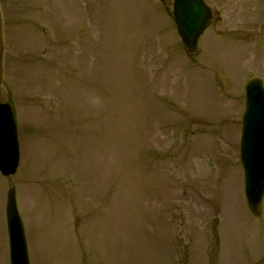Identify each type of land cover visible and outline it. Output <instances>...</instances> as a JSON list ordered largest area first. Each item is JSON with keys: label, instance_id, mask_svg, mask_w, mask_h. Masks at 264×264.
Instances as JSON below:
<instances>
[{"label": "rangeland", "instance_id": "rangeland-1", "mask_svg": "<svg viewBox=\"0 0 264 264\" xmlns=\"http://www.w3.org/2000/svg\"><path fill=\"white\" fill-rule=\"evenodd\" d=\"M205 2L190 56L172 0H0L20 144L0 174V264L12 186L30 264H264V195L249 213L239 162L264 29L237 33L264 23V0Z\"/></svg>", "mask_w": 264, "mask_h": 264}, {"label": "water", "instance_id": "water-1", "mask_svg": "<svg viewBox=\"0 0 264 264\" xmlns=\"http://www.w3.org/2000/svg\"><path fill=\"white\" fill-rule=\"evenodd\" d=\"M173 16L178 35L189 52H194L199 35L209 24L211 12L204 0H174ZM0 28V79L2 72ZM246 106L241 137V160L245 174V194L253 210L264 192V92L259 81L246 88ZM19 147L11 107L0 104V171L13 174L18 165ZM6 219L9 235L10 264H29L22 223L17 212L15 190L7 193Z\"/></svg>", "mask_w": 264, "mask_h": 264}, {"label": "flooded vegetation", "instance_id": "flooded-vegetation-1", "mask_svg": "<svg viewBox=\"0 0 264 264\" xmlns=\"http://www.w3.org/2000/svg\"><path fill=\"white\" fill-rule=\"evenodd\" d=\"M238 27H242V25L238 26ZM253 27H255V26H253ZM263 64H264V62H263ZM260 76L263 77V79H264V68L260 71Z\"/></svg>", "mask_w": 264, "mask_h": 264}]
</instances>
